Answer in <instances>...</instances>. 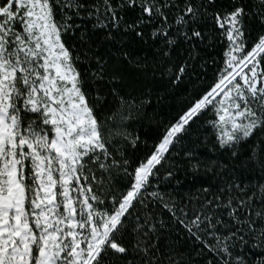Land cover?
<instances>
[{"label":"snow or ice","instance_id":"6c2138e0","mask_svg":"<svg viewBox=\"0 0 264 264\" xmlns=\"http://www.w3.org/2000/svg\"><path fill=\"white\" fill-rule=\"evenodd\" d=\"M0 264H264V0H0Z\"/></svg>","mask_w":264,"mask_h":264}]
</instances>
